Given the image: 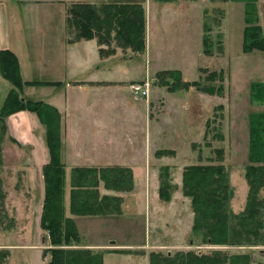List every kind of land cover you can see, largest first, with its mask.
Listing matches in <instances>:
<instances>
[{
    "label": "rangeland",
    "instance_id": "rangeland-1",
    "mask_svg": "<svg viewBox=\"0 0 264 264\" xmlns=\"http://www.w3.org/2000/svg\"><path fill=\"white\" fill-rule=\"evenodd\" d=\"M172 1L175 0L169 2ZM177 2L183 9L182 14L187 12L186 18H182L183 27L174 25L171 20L162 22L158 30L163 34L158 36L155 34L154 18L149 47L155 66L151 69L149 59L151 77L147 73L144 79L149 78L152 87L158 88L155 70L162 67L176 68L182 72L184 81L200 83L199 87L193 86L188 91L172 93L170 99L164 96L165 91L159 92L157 103L153 105L154 113L151 116L155 127L151 140L154 137L157 152L165 148L174 151L175 155L160 158L155 155V158L151 157V167L147 163L143 172L137 174L129 167H120L124 168V172L117 174L92 169L94 171L88 176L74 175V169H71L69 183L65 180L62 186L63 206L66 218H72L77 225L80 242L73 246L65 243L66 222L58 208L59 199H56L54 212L64 222V242L52 245V234L42 223L45 181L43 172L33 162L34 147L26 148L17 140L27 133L25 128H22L20 135L15 130L10 131L5 121L0 123V264H47L51 254L45 255V252L52 249L63 250L66 254L78 250L91 252L97 256L99 263L103 258V264L107 252L117 254L108 255L106 264H151L152 255L162 260H175L189 252L248 255L255 264H264V232L262 244L257 246L211 245L205 242L202 232L195 233L192 200L185 195L183 184L185 167L214 163V150L220 148L225 153L223 164L230 173L233 189L230 209L240 214L246 208L250 191L246 178V169L251 161L250 115L254 114L253 127L258 122L264 127V86L255 89L252 99L251 85L264 83V52H243L244 30L247 10L251 20L248 26L260 27L258 38L264 41V0ZM12 3L15 7L18 0H12ZM19 9L23 10V7ZM38 11L41 10L30 7L12 19L11 33L16 41L21 39L23 46V39L27 47L37 48L39 42H52L54 36L58 35L57 29L63 21L59 10H48L51 14V18L47 19L51 21V24L50 21L48 23L51 30H46L49 35L40 34L39 28L34 26V16ZM186 22L188 26H185ZM102 27L100 32L104 34L106 28ZM66 28L68 30L67 20ZM71 36L75 37L74 34ZM115 36V33L107 37L103 35L107 40L106 45L99 43L98 36L95 40L100 47H108L104 50L113 54L114 48L119 47ZM26 53L34 54L27 49ZM123 53L130 56L142 52L123 49ZM143 60H146V56L125 65L129 68L128 72L137 77L145 76L146 63ZM32 70L31 62L25 65L27 79H37ZM13 87L0 75V114L5 98ZM38 89L41 88L29 89L31 97H34L29 99L39 101V92L44 91ZM144 101L136 102L146 103L150 98ZM24 112L14 118L17 123L25 118ZM44 113L51 129H56L57 120L52 111L45 109ZM41 124L46 128L47 135V127ZM37 137H40L38 132ZM140 138L141 142L145 140L142 136ZM260 141L262 147H256L255 156L264 161V137ZM152 147L151 150H154L155 146ZM151 155H154L153 151ZM163 167H168L164 173ZM128 169L132 171L133 179L130 172L125 171ZM74 176L76 184L83 188L75 190V193L83 194L80 196L83 197L80 202L83 208L101 214L79 216L71 213V180ZM116 176L122 177L118 179ZM163 184H168L166 194L171 200L167 202L161 195ZM66 197L69 213L66 212ZM261 197L264 199V191ZM66 258L65 264H82L74 254H67ZM72 258L74 261L71 262Z\"/></svg>",
    "mask_w": 264,
    "mask_h": 264
},
{
    "label": "crops",
    "instance_id": "crops-1",
    "mask_svg": "<svg viewBox=\"0 0 264 264\" xmlns=\"http://www.w3.org/2000/svg\"><path fill=\"white\" fill-rule=\"evenodd\" d=\"M177 1L18 0V5L14 7L12 0H0V51L11 50L18 56L24 82L42 84L24 86L23 91L12 84L14 87L11 90H17L21 98L25 97L22 99L29 101L31 100L29 98H34L31 97L29 89L41 88L38 90L44 92H39L41 93L39 101H31L44 102L60 112L62 127L60 161L66 169L67 184L71 177V169L74 168L103 169L119 166L129 167L133 173L137 174V172H143L147 163L149 168L151 167V157L155 158L158 150L154 137L151 140L152 130L155 127L151 116V113H154L153 105L157 103L159 92L164 93L163 91H165L164 96L167 99H170L172 93H175L170 92L168 87L162 84L159 74L175 71L180 73L183 80L182 72L176 68L158 67L155 70V75L159 86L158 88L152 87L150 101L146 103L139 104L141 102L134 101L130 85L146 79L147 73H149V59L151 69L155 66L151 55L152 50L149 47V35H153L154 18L155 34L158 36L163 34L158 30V26H161L162 22L167 23L171 20L174 25L183 27L182 18H186L187 12L185 11V15L182 14L183 9ZM73 4L95 6L141 4L146 11L147 19L146 50L139 54L125 56L122 48L113 47L115 53L102 56L100 50L109 48L100 47L95 39L72 41L73 37L66 28V20L68 10ZM19 7H23V10H20ZM30 7L41 10L34 16V26L36 29L39 28L38 32L42 35H49L46 30H51L48 24L50 20L47 21L51 18L48 10H59V15L63 20L57 29L58 35L54 36L53 41L39 42L37 48L27 47L25 39H23V46L20 43L21 39L16 41L11 33L14 15H19ZM185 26H188V22ZM26 49L33 51L34 54L26 53ZM144 56H146V60H143L146 63L145 76L137 77L138 75L134 76L131 72L129 73V68L125 65L130 62H138L137 59H143ZM30 62L33 68L32 73H36L37 79L26 78L25 65ZM149 76L151 77L150 73ZM166 80L173 82L170 76H167ZM183 82L186 81L183 80ZM46 83H61V85H45ZM23 112L10 116L7 126L11 129L10 131L15 130L20 135L22 128H25V132H27L25 135L21 138L15 137L23 143L24 147H34L32 150L34 165L43 172L44 166L51 159L46 128L35 113L27 111L24 112L26 113L25 118L17 123L14 118ZM27 127L30 133H28ZM37 132L40 137H37ZM140 136L145 139L143 142H141ZM141 144H143L142 150ZM152 146H155L154 150H151ZM151 151L154 155H151ZM68 197H66V212L69 213ZM111 254L117 253H105V264L106 257ZM128 254L133 257L131 253Z\"/></svg>",
    "mask_w": 264,
    "mask_h": 264
},
{
    "label": "trees",
    "instance_id": "trees-1",
    "mask_svg": "<svg viewBox=\"0 0 264 264\" xmlns=\"http://www.w3.org/2000/svg\"><path fill=\"white\" fill-rule=\"evenodd\" d=\"M169 2L171 0H160ZM236 2L237 0H232ZM249 11L246 10V28L244 30L243 52L245 54L254 51L264 52V41L258 38L260 27H249ZM68 30L74 34L72 40L82 39L93 40L97 38L101 45H106L103 35L115 33L118 46L122 49H131L138 52L146 50L147 19L146 11L141 4H103L101 6L89 4H73L68 10ZM105 24L106 27H102ZM106 28V33L102 34L100 28ZM98 32V33H97ZM97 33V34H95ZM206 42V41H205ZM204 42V43H205ZM115 53V50H113ZM102 56L111 55L108 51L101 49ZM0 74L3 79L9 81L17 89L24 86H39L37 82H24L21 75V67L18 56L11 50L0 51ZM213 75V74H212ZM162 84L168 87L170 92L178 90H190L193 86L199 87V82H183L179 72H162L159 74ZM170 76L173 82L166 80ZM45 85L58 86L61 83H46ZM264 86V83H253L251 85V96L254 98L255 89ZM51 110L53 117L57 120L56 129H51L48 124L49 119L44 110ZM27 111L38 115L41 123L47 127V144L50 151V162L44 166L43 174L45 181V201L43 227L51 232L53 237L52 245H61L64 241L68 246L76 245L80 242V235L76 223L72 218H66L62 197V186L65 185L66 169L60 161L61 149V114L53 106L44 102H35L20 98L17 90L9 92L1 110L0 123L18 112ZM254 114L251 119L250 136V165L246 169L250 191L245 210L240 214H235L230 209V201L233 197V189L230 183V173L223 164L225 153L222 149L214 150L216 161L207 165H191L185 167L183 173L184 191L187 197L191 198V205L194 216V232H202L205 235L207 244L216 246H257L262 244V233L264 232V199L261 192L264 191V161L256 158V147L261 148L260 138L264 137L263 124H254ZM166 155H175L174 151L160 150L156 153L159 158ZM91 169V170H90ZM93 168H74V175L88 176ZM97 171V169H95ZM168 167H163V173ZM100 171L112 174L123 173L124 168L111 167L103 168ZM133 179V173L130 169ZM76 173V174H75ZM129 176V175H128ZM162 176V174H161ZM122 176H116L120 179ZM163 177V176H162ZM128 178V177H127ZM75 176L71 180L73 188L71 195V213L73 215H98L99 211L85 210L80 203L83 194L75 193L76 189H83L78 186ZM168 184H163L161 195L167 202L171 199L166 194ZM73 196V197H72ZM59 199L62 211V218L66 222L64 239L62 236L63 224L59 216L54 212L55 200ZM56 201V202H57ZM57 208V209H58ZM64 240V241H63ZM264 243V241H263ZM51 254V260L47 264H65L67 254H74L82 264H103V258L99 263L97 256L91 252H68L67 254L60 249H52L45 252ZM74 261L73 258L70 260ZM151 264H255L248 255L232 256L228 253L216 252L210 254L188 253L179 256L175 260H162L152 255Z\"/></svg>",
    "mask_w": 264,
    "mask_h": 264
},
{
    "label": "built area",
    "instance_id": "built-area-1",
    "mask_svg": "<svg viewBox=\"0 0 264 264\" xmlns=\"http://www.w3.org/2000/svg\"><path fill=\"white\" fill-rule=\"evenodd\" d=\"M151 80L149 78L140 83H133L130 85V90L132 92L133 98L136 101L149 100L151 95Z\"/></svg>",
    "mask_w": 264,
    "mask_h": 264
}]
</instances>
